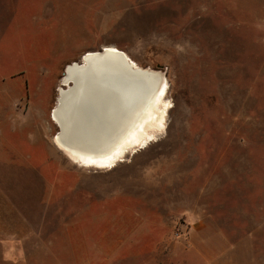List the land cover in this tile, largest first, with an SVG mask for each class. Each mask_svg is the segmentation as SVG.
Wrapping results in <instances>:
<instances>
[{
  "label": "rangeland",
  "instance_id": "rangeland-1",
  "mask_svg": "<svg viewBox=\"0 0 264 264\" xmlns=\"http://www.w3.org/2000/svg\"><path fill=\"white\" fill-rule=\"evenodd\" d=\"M12 6L62 47L0 52V264H264V0H0V51ZM103 45L157 71L169 109L157 142L98 170L56 148L51 111Z\"/></svg>",
  "mask_w": 264,
  "mask_h": 264
},
{
  "label": "bare ground",
  "instance_id": "bare-ground-1",
  "mask_svg": "<svg viewBox=\"0 0 264 264\" xmlns=\"http://www.w3.org/2000/svg\"><path fill=\"white\" fill-rule=\"evenodd\" d=\"M81 58L64 67V88L51 111L52 140L72 163L110 169L165 133L166 83L113 45Z\"/></svg>",
  "mask_w": 264,
  "mask_h": 264
},
{
  "label": "crops",
  "instance_id": "crops-1",
  "mask_svg": "<svg viewBox=\"0 0 264 264\" xmlns=\"http://www.w3.org/2000/svg\"><path fill=\"white\" fill-rule=\"evenodd\" d=\"M12 12H14V15L13 16L11 15L10 18L8 19L7 30L3 36V39L8 41V43L5 46V47H7L6 49L3 50L1 48L0 52L2 53V60H20V59H23V60H53L52 53H50V52L52 50L56 51V50L60 49L62 46H60L58 42L51 41V39L48 41L56 43L57 47L52 46V47L48 48L47 46H44V44L42 42L43 37L40 34V31L52 34L53 32H55L54 23L52 24L51 22H48V23H45L43 25L41 20L37 16H35V18H33V19H35V24H33L34 26H32V23L30 22V20H31L30 17L33 16V14L27 15L25 12H23V10H21L19 8V6H12ZM26 21L29 22V25H27V26H30V25L32 26V30L34 27V29H36L37 32L39 31V35L41 37L40 40H37V41L29 40V41H27V36L25 38H23V36L20 37V35L17 33L14 34L13 27L15 26V24L20 25ZM25 26H26V24H25ZM28 31H31V30H29V28H28L27 32ZM21 41H24L23 42L24 49H23V51L19 52L17 57H16L14 52H13V47L18 46L19 45L18 42H21ZM25 42H28L31 45H28V43H25ZM1 44H2V42H1ZM18 57H20V59ZM57 59H58V57L55 54V60H57ZM10 74H12V73H10ZM29 78L26 77L24 80H28ZM21 82L22 81H20V82L15 81L14 84L15 83L20 84ZM25 91H26V89H25ZM25 91H24V89L23 90L19 89L17 97L18 98L23 97L25 94ZM22 92H23V94H22ZM8 94L10 95V91H8ZM16 108H17V106H16ZM9 110H11V109H8L7 111L9 112Z\"/></svg>",
  "mask_w": 264,
  "mask_h": 264
},
{
  "label": "water",
  "instance_id": "water-1",
  "mask_svg": "<svg viewBox=\"0 0 264 264\" xmlns=\"http://www.w3.org/2000/svg\"><path fill=\"white\" fill-rule=\"evenodd\" d=\"M80 60H82V58H81ZM64 74H65V70L62 71V77L64 76ZM62 77H61V78H62ZM61 84H62V83H61ZM62 85H63V84H62ZM63 86H64V85H63Z\"/></svg>",
  "mask_w": 264,
  "mask_h": 264
}]
</instances>
